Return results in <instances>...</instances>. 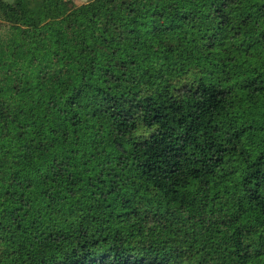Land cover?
Here are the masks:
<instances>
[{"label":"trees","instance_id":"1","mask_svg":"<svg viewBox=\"0 0 264 264\" xmlns=\"http://www.w3.org/2000/svg\"><path fill=\"white\" fill-rule=\"evenodd\" d=\"M0 264H264V0H0Z\"/></svg>","mask_w":264,"mask_h":264},{"label":"rangeland","instance_id":"2","mask_svg":"<svg viewBox=\"0 0 264 264\" xmlns=\"http://www.w3.org/2000/svg\"><path fill=\"white\" fill-rule=\"evenodd\" d=\"M77 4H81L82 2H85L87 0H75Z\"/></svg>","mask_w":264,"mask_h":264}]
</instances>
